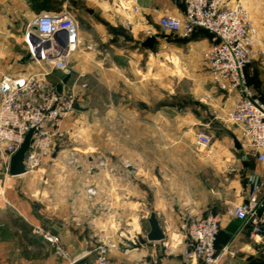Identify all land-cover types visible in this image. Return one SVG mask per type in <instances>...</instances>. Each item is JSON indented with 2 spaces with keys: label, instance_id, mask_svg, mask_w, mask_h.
Here are the masks:
<instances>
[{
  "label": "crops",
  "instance_id": "1",
  "mask_svg": "<svg viewBox=\"0 0 264 264\" xmlns=\"http://www.w3.org/2000/svg\"><path fill=\"white\" fill-rule=\"evenodd\" d=\"M94 1L95 7L89 8L92 13L88 12L87 24L80 32L79 63L72 67L75 71L85 73V76H91L92 70L96 69L102 92L100 112L113 116L116 130L118 128L121 131L120 138L114 140V156L104 154V159L114 170L100 169L98 173L99 222L92 219L93 210L84 204V189H75L78 196L70 189L69 202L66 204L62 205L55 199L50 216H47L41 208L22 203L23 199L12 188L13 183L28 174L11 176L7 179H10V186L8 197H3L5 203L18 211L22 219L32 226V232L37 233L29 234L30 237L44 247L36 257L24 255L22 237L12 230L10 239L15 249L9 250L0 240L1 264H72L60 256L36 229H44L50 220L68 224L78 240L86 237L90 244L92 223L108 234L110 227L111 230L113 227L108 218L112 215L108 211L113 212V218L121 219L123 211H128L129 207L136 208V222L140 229L146 224V234L150 230L147 219L151 212H156L165 233L172 230L174 234L189 215L220 213L223 221L217 241L219 251L230 244L238 251V264H264V237L257 238L258 242H255L250 238L251 226L227 214L231 204L245 198L247 177L256 172L263 173L264 166L254 156L244 159L246 151L242 146L240 149L235 147L234 136L240 142V130L227 120V116L239 97L219 90L203 63L202 52L217 39L204 28L197 29L190 37L179 38L178 34L163 31L159 27V20L164 14L180 17L184 14V0ZM242 2L256 32L254 60L246 68L249 84L253 73L257 72L260 78L264 76V70L261 69L264 64L259 55L264 49V0ZM136 7L138 9L135 12ZM149 36L156 37L152 49L143 44ZM74 55L73 58L76 52ZM156 67L161 68V71L156 72ZM156 73L162 74L160 83L163 84V91L159 96L155 89ZM75 79L76 73L71 74L66 85ZM156 98L161 101L157 107ZM171 120L178 123L182 138L156 140V127L165 132ZM211 125L218 134L217 139L209 130ZM139 130L146 131L145 139H135ZM199 131L211 132L214 141L210 149L204 150L197 145ZM227 136L231 137L230 141ZM204 169H209L206 174ZM55 178V193L58 194V173ZM210 179L226 180L227 183L220 186L228 190H219L217 184L209 182ZM228 191L233 194L232 197H228ZM132 195L145 197L128 200V196ZM145 208L146 214L138 213L144 212ZM130 211L134 212L132 209ZM131 218L135 219L133 216ZM140 218L144 220L139 221ZM6 223L10 225L8 221ZM2 226L7 225L4 223ZM36 245H29L27 249L32 251ZM145 246L153 250V255L159 252L165 257L162 264H194L183 257L182 252L186 249L183 241L173 254L149 242L140 247ZM140 247L134 246L127 250L131 260L142 255ZM13 259L18 261L14 263ZM81 259L73 264H82ZM93 259L94 255L92 261L88 258L87 264H92ZM134 263L138 261L134 260Z\"/></svg>",
  "mask_w": 264,
  "mask_h": 264
},
{
  "label": "built area",
  "instance_id": "2",
  "mask_svg": "<svg viewBox=\"0 0 264 264\" xmlns=\"http://www.w3.org/2000/svg\"><path fill=\"white\" fill-rule=\"evenodd\" d=\"M185 11L180 17L164 14L159 27L181 37H190L201 27L217 39L202 52V60L213 84L221 91L238 95L234 109L227 120L240 130V143L244 159L254 156L264 166V102L248 84L246 68L254 59L253 47L256 32L248 18L242 0H184ZM137 7L134 11H137ZM34 27L37 29L35 30ZM80 26L68 10L45 12L34 19L25 33V42L32 55V62L38 66L28 72L4 74L0 80V174L6 180L10 175L12 156L23 143L26 134L34 129L32 142L25 158L26 174L35 173L53 154L58 142L68 134V123L77 111L80 96L78 88H87L85 73L75 71L72 59L81 44ZM264 64V49L260 51ZM54 72L76 73V79L64 85L63 93L51 84L48 77ZM213 136L199 131L197 145L208 150ZM128 166V164H127ZM99 169L113 171L114 168L99 158ZM245 198L229 206L227 214L251 226L250 238L264 237V172L247 177ZM89 198L99 195V189L88 185ZM223 216L220 213L189 215L175 232L171 248L165 239L151 243L164 247L173 254L182 241L186 249L182 252L187 262L194 264H238V251L230 244L221 251L216 247ZM94 223H92L93 225ZM94 226V225H93ZM56 252L72 264L59 238L41 228L36 229ZM97 236V237H96ZM91 236L97 245L86 256L94 253L92 264H110L108 241L105 230ZM139 241L130 242L133 248ZM175 242V243H174ZM174 248V250L172 249ZM84 256L83 258H85ZM1 264V258H0Z\"/></svg>",
  "mask_w": 264,
  "mask_h": 264
},
{
  "label": "rangeland",
  "instance_id": "3",
  "mask_svg": "<svg viewBox=\"0 0 264 264\" xmlns=\"http://www.w3.org/2000/svg\"><path fill=\"white\" fill-rule=\"evenodd\" d=\"M93 7H95L94 0H0V79L4 74H19L38 68V66L32 62L33 58L24 38L29 25L32 24L34 19L40 14L68 10L75 16L79 23L80 30L82 31L89 17L86 8ZM79 51L80 49L76 51V57L72 59V66L79 63ZM261 69L264 70V65L261 66ZM159 71H161V68L156 67V72ZM90 75L91 76L84 77L88 87L85 88L80 86L78 88L80 96L83 95V97H78V101L84 109L77 110L70 119L68 123V134L63 140L57 143L53 154L46 160L41 168L35 173L25 175L20 181H17V183H13L12 188L17 191V196L23 199L22 203L26 202L32 208H41L47 216H50L52 205L56 202L55 199H58L62 205L64 203L66 204L69 202L68 192H71L70 189L73 190V193L76 195L78 191L75 189L78 188V190L80 189L81 191L84 189V204L86 208L93 210L91 214L92 219L96 220L98 223V211L100 209L98 205V196L89 198L86 193V188L88 185H94L98 188V173L100 170L98 167L99 158L104 157L105 153L114 156V140L117 137L120 138L121 131L118 128L116 130L113 116L109 117L100 112L102 106V92L98 84L96 69L92 70ZM63 77L62 72H54L48 77V81L51 84L61 83ZM160 82H162V74L160 73L159 75L156 73L155 89L156 94L159 92L157 94L158 96L163 91V84ZM249 84L252 86L254 93L264 100V76L260 78L257 72L253 73L252 80ZM104 101L105 99L103 98V103ZM158 102L161 101L156 98V107L159 105ZM212 127V125L209 126V130L215 134L214 137L217 139L218 134ZM211 132L207 131L206 133L210 134ZM146 136L147 133L145 130H139L138 135L134 137L136 140H141L143 138L145 139ZM187 137H190V135H187ZM154 138L156 140L164 138H182V132L178 131V123L171 120L169 129L165 132L156 127ZM227 139L230 141L231 137L227 136ZM139 149L140 147L138 150ZM157 150L158 147H156V151ZM208 170L209 169H204V173L206 174ZM57 173L59 175L58 186L60 192L58 194L55 193L57 183L55 175ZM2 176L3 175L0 174V226L4 225V223L7 226L0 227V240H3V244L6 245L9 250L14 251L15 244L12 242V239H10V236L13 234L12 230H16L20 235L24 233V230L18 223V218L22 217L18 211L5 203V198L3 197H8L7 191L10 186V179L6 181ZM209 182L217 184L219 190H228L220 186V184L227 183L226 180L217 181L216 179H210ZM226 193H228V197L233 196L230 191ZM128 197V200H131L133 195ZM142 197L145 196L139 195L133 198L139 200ZM130 209L134 212H131ZM135 210L136 208L133 209L131 207H129L128 211L124 210L122 213L124 217L122 215L121 219L113 218V212L107 210L108 214L112 215L111 217L108 216V218L111 220L113 226L112 230L110 227L108 231V236L110 237L108 241L110 248V264H162L165 257L159 252L153 255V250L148 246L140 247L142 255L131 260L130 253L127 252V250L133 249L129 246L130 242H137L139 236L145 237V229H147L146 224H143L141 229L138 226V222H136L138 219L134 216ZM146 212L147 208H145L144 212L138 213L146 214ZM132 216L133 218L135 217L134 220L131 218ZM142 219L143 218H140L139 221ZM161 220L163 221V218H161ZM6 221H8V223L10 222V225L7 224ZM132 221L135 223L132 224ZM115 224L118 226L116 227ZM9 226H12L13 229ZM44 230L47 229L44 228ZM33 232H31V234H33ZM34 233L37 232L35 231ZM99 234V228L95 225L92 226L91 236L93 237ZM174 236V231L167 230L166 240L169 242V248H171L172 238ZM90 240H92V243L89 244V251H92L97 243L93 239ZM43 247L42 244H37L33 247L31 252H40ZM93 255L94 253L92 252L89 254L90 257L86 256L80 260V263L87 264L88 258L92 261ZM15 259H13L14 263L18 261ZM134 260L135 262L138 261V263H134ZM89 264H91V262Z\"/></svg>",
  "mask_w": 264,
  "mask_h": 264
},
{
  "label": "water",
  "instance_id": "4",
  "mask_svg": "<svg viewBox=\"0 0 264 264\" xmlns=\"http://www.w3.org/2000/svg\"><path fill=\"white\" fill-rule=\"evenodd\" d=\"M86 10L87 12L92 13L91 9L86 8ZM34 29L36 30L37 28L34 27ZM155 40V36H149L146 38L143 44L145 47L152 49L155 44ZM70 76L71 74H66L62 79V82L56 85V89L60 94L63 93L64 85L67 84ZM75 108L77 110L84 109L79 104H76ZM33 131L34 129L29 130L20 148L11 158L9 170L11 176H20L26 174L27 172L25 168V158L32 142ZM234 144L237 149L241 148V143L236 136H234ZM147 220L150 225V230L146 234L145 238L139 236V241L136 244V247H140L141 245H144L148 242H161L166 239V233L160 225L156 212H151ZM45 228L59 238L71 260L77 261L86 256L89 252V241L86 239V237H83L82 240H78V238L74 236L68 224L50 220L46 223Z\"/></svg>",
  "mask_w": 264,
  "mask_h": 264
},
{
  "label": "trees",
  "instance_id": "5",
  "mask_svg": "<svg viewBox=\"0 0 264 264\" xmlns=\"http://www.w3.org/2000/svg\"><path fill=\"white\" fill-rule=\"evenodd\" d=\"M53 2V1H52ZM199 28H201V27H198V28H196V30L197 29H199ZM195 30V31H196ZM194 31V32H195ZM179 38H182L181 36H179ZM18 223L20 224V226L22 227V229L24 230V233L21 235V237H22V241L24 242V255H26V256H28V257H30V256H32V257H36V256H38V253L39 252H31V251H29L28 249H27V247L29 246V245H33V244H38L37 243V241L34 239V238H32V237H30V235L29 234H31V232H32V230H33V228H32V226H30L26 221H24L22 218H18ZM218 238H219V235H218ZM217 241H218V239H217ZM216 247H217V242H216ZM218 249V248H217ZM219 250V249H218Z\"/></svg>",
  "mask_w": 264,
  "mask_h": 264
}]
</instances>
